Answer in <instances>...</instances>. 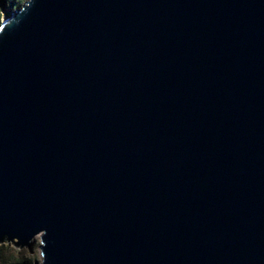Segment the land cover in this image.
I'll use <instances>...</instances> for the list:
<instances>
[{"label":"water","instance_id":"95a60500","mask_svg":"<svg viewBox=\"0 0 264 264\" xmlns=\"http://www.w3.org/2000/svg\"><path fill=\"white\" fill-rule=\"evenodd\" d=\"M33 264H264V0H26L0 23V244Z\"/></svg>","mask_w":264,"mask_h":264},{"label":"trees","instance_id":"16d2710c","mask_svg":"<svg viewBox=\"0 0 264 264\" xmlns=\"http://www.w3.org/2000/svg\"><path fill=\"white\" fill-rule=\"evenodd\" d=\"M26 0H0V23L3 19L4 12L7 14L13 9L19 8ZM3 245L0 244V264H32L29 258H15L13 255L3 253Z\"/></svg>","mask_w":264,"mask_h":264},{"label":"rangeland","instance_id":"374dc122","mask_svg":"<svg viewBox=\"0 0 264 264\" xmlns=\"http://www.w3.org/2000/svg\"><path fill=\"white\" fill-rule=\"evenodd\" d=\"M7 15L6 12H4L3 17ZM41 244V239L39 236L35 237L34 240L32 241V245L30 248H22V249H18L16 248L13 244L9 243L8 245L6 244H2L4 251L3 253L5 255H13L15 256V258H29L32 260V264L35 261L40 262L42 260L41 257V252L39 250V246Z\"/></svg>","mask_w":264,"mask_h":264}]
</instances>
